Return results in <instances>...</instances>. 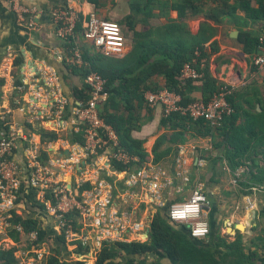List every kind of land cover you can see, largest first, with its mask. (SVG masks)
I'll return each mask as SVG.
<instances>
[{"label": "crops", "instance_id": "crops-1", "mask_svg": "<svg viewBox=\"0 0 264 264\" xmlns=\"http://www.w3.org/2000/svg\"><path fill=\"white\" fill-rule=\"evenodd\" d=\"M22 1L38 9L35 27L19 22L8 1L0 0V109H13L19 127L15 158L23 167V181L29 179L31 158L37 156L67 184L72 177L73 190L88 183L91 188L82 194L90 204L98 202L94 194L99 191L102 206H97L89 223L79 219V232L95 251L97 243L119 229L128 241L142 235L148 240L153 215L167 218L170 204L201 189L209 199L202 219L210 234L198 244L210 248V264H264V70L253 65L257 52L246 53L240 42L241 33L262 34L264 21L251 19L237 0H99V7L89 0H70L83 26L95 11L118 21L126 38V51L119 57L105 56L81 34L74 47L81 49L82 56L87 53L103 60L105 68L117 75L116 88L125 92L113 104L130 110L127 122L120 121L122 111H110L122 131L127 130L126 145L139 154L131 153L136 161L124 165L105 154H87L80 142L84 124L77 116L81 102L76 92L85 80L79 67L89 63L83 58L81 64H72V49L55 33L53 10L66 0ZM250 7L260 6L251 1ZM176 41L186 48L201 45L213 50L209 69L219 83L248 80L232 97L235 118L220 129L188 119L166 121L160 107L151 108L137 98L142 90L166 82L162 75L138 76L148 64L140 62L151 55L154 61L160 55L155 50L170 48ZM19 79L23 85L17 84ZM128 92L130 97L125 98ZM191 97L201 99L198 88ZM43 132L57 134L58 139H43ZM38 198L46 196L39 193ZM46 206L49 217L43 218L44 228L55 237L60 253L72 260L75 253L58 242L62 231L51 203ZM11 209L30 212L29 206L16 201L0 213V247L18 248L19 264H44L50 247H31L36 234L17 245L7 236ZM96 219L102 223H95ZM94 262L91 256L89 263Z\"/></svg>", "mask_w": 264, "mask_h": 264}, {"label": "built area", "instance_id": "built-area-1", "mask_svg": "<svg viewBox=\"0 0 264 264\" xmlns=\"http://www.w3.org/2000/svg\"><path fill=\"white\" fill-rule=\"evenodd\" d=\"M7 1L19 22H26L32 27L37 25L35 16L38 9L36 7L25 5L22 0ZM53 20L57 37L64 40L76 35L81 15L73 8L70 0H66L65 5L53 10ZM83 37L96 49L101 50L105 56L119 57L126 51V38L120 23L114 19L103 18L95 11L90 12L84 22ZM260 43V52L253 59V65L257 71L264 70V33L260 37ZM70 61L74 65L83 62L79 47L72 49ZM205 67L206 59L200 57L199 52H195L193 61L183 65L179 80L182 83L199 80L203 77ZM85 82L89 85L91 97L86 104L80 103L76 110L79 121L86 126L87 154H105L109 160L124 165L136 161V157L121 147L116 131L101 116V108L109 97L106 89L107 79L97 72H92L85 78ZM247 83L248 80L222 82L217 93L209 101L198 100L186 105L182 104V96L174 91L167 89H159L156 92L147 91L145 103L151 108L160 107L165 118L172 114H179L192 120H203L210 127L218 128L227 117L234 113L228 97ZM12 113L11 108L3 106L0 109L2 125L0 128V213L17 201L18 194L23 188V167L15 158V150L21 135L19 127L12 118ZM29 168L31 174L29 179L25 180L26 185L37 188L44 196L52 194L55 205H52L50 200V210L54 213L61 231L65 230L66 236L71 238V241L81 240L87 246L80 230H74L73 221L67 216L75 214L78 221L81 219L86 224L89 223L93 213L98 210L97 206H102L99 202V191L94 194L98 202L90 204L79 190L69 189L67 182L61 180L52 169L44 166L37 156L31 158ZM140 176L146 177V174L141 173ZM208 205V196L199 189L195 190L187 200L170 204L166 215L173 223L187 226L192 238L203 240L210 234L209 224L202 219L204 209ZM95 223L100 225L102 222L96 219ZM133 227L136 228L135 225ZM124 234L126 233L120 232L119 229L117 232H111L103 240L128 241ZM99 246L100 244L97 243V247Z\"/></svg>", "mask_w": 264, "mask_h": 264}, {"label": "trees", "instance_id": "trees-1", "mask_svg": "<svg viewBox=\"0 0 264 264\" xmlns=\"http://www.w3.org/2000/svg\"><path fill=\"white\" fill-rule=\"evenodd\" d=\"M90 3L95 4L96 7L100 6L99 0H89ZM256 2L258 8L254 9L250 7V2ZM240 4V8L244 11L251 19H257L264 21V0H237ZM82 17V16H81ZM264 33V30H263ZM262 33V34H263ZM83 36V25L82 19L79 21L76 29L75 36H69L64 39L66 42V47L68 49H73L76 46V38L78 35ZM262 34H252V33H241L240 42L245 45L244 50L246 53L260 52V37ZM172 45V46H171ZM170 48H162L161 51L155 50V55L160 54L153 61L151 60L152 55L149 60L140 62L144 65L148 63L141 69L138 76H151V75H162L166 82L165 85L155 88H149L148 90H142L138 93L137 98L139 100L145 101V93L147 91L156 92L159 89H167L179 93L182 96V104L186 105L191 102H196L198 99L191 97V93L198 88L201 93V99L204 102L209 101L214 94L217 93L219 89V83L215 79L209 69L210 55L212 52H208L201 45L198 47L186 48L184 44L180 41L173 42ZM199 52L200 57L206 59V67L203 70V77L196 81H188L182 83L179 80V74L184 64L191 63L194 59V53ZM84 60L89 63V66L82 65L79 67L83 78L85 79L89 73L97 72L107 79L106 89L109 94L107 102L101 108V116L104 118L107 124L111 125L116 131L119 143L129 154L136 152L133 151L134 146L130 147L126 145L128 139L127 130L122 131V125L116 124V116L110 109H114L116 112H121L120 121L122 123L127 122L130 117V110L125 106V110L120 107L116 108L113 104L118 100V97L125 92H121L119 88H116L115 81L117 80L114 71H108L103 65V60L100 58H95L89 56L87 53L83 54ZM76 67V66H75ZM122 76H126L125 74ZM18 85H23L22 81L19 79L17 81ZM90 88L84 80V84L80 89L77 90L76 96L79 102L86 104L90 97ZM128 92L124 97H130ZM234 93L228 97L229 102L232 103V97ZM18 96V92L14 93V97ZM146 102V101H145ZM146 104V103H145ZM235 111V108H234ZM236 116V111L229 117H227L222 124L227 120L234 119ZM165 118V117H164ZM172 119H182V120H192L183 117L179 114H172L165 118V120ZM198 121L206 124L203 120H192ZM222 127V126H221ZM220 127V128H221ZM211 129L212 127L209 126ZM217 128V129H220ZM213 129V128H212ZM86 126L83 127L84 139H80L81 144L86 143ZM42 138H48L51 141L58 139V135L54 133L43 132L41 133ZM139 154V153H138ZM116 163V162H114ZM118 164V163H117ZM91 187L88 183L79 187V192L83 193L84 190H89ZM18 196L17 204L24 203L26 206L30 207L29 213L18 214L16 209H11L7 215L8 223L11 225V229L8 231L7 236L11 241L17 245L25 237H31L32 234H36L35 240L30 241L31 247L40 249L44 245H49L50 250L47 257L44 260V264H85L84 260L72 261L67 259L62 253H60L55 242V237L50 236L48 231L44 228L43 218L49 217L46 202L51 200L52 205H55V200L52 198V194H47L45 200L38 198L39 190L34 187H29L26 185V181H23V188ZM72 219L75 231L80 230V224L78 218L75 214L67 216ZM200 240L194 239L190 235V230L185 225L175 224L170 221L169 218H165L162 213H156L150 219V232L148 240H132V241H111L103 240L100 243L99 248L95 253L94 264H210V248H205L200 246ZM58 242L62 245L67 244L66 232L65 230L58 236ZM71 244V243H70ZM75 248L73 253L85 254L88 253L89 247L85 246L81 240H76L72 243ZM71 244V245H72ZM19 249L12 247L9 250H2L0 247V264H19V259L16 256Z\"/></svg>", "mask_w": 264, "mask_h": 264}, {"label": "rangeland", "instance_id": "rangeland-1", "mask_svg": "<svg viewBox=\"0 0 264 264\" xmlns=\"http://www.w3.org/2000/svg\"><path fill=\"white\" fill-rule=\"evenodd\" d=\"M19 194H22L21 193V191L19 192ZM18 194V195H19ZM58 226V225H57ZM61 230V229H60ZM62 232H60L59 234H61ZM66 240H67V244L64 246L66 249H69V250H71L72 252H74V248H75V246L72 244L74 241H71V238H68L67 236H66ZM140 240L141 241H143L144 240V237H143V235L142 236H140ZM72 245H71V244ZM97 251V250H96ZM96 251H95V249L93 250V248L90 250L89 249V253L88 254H86V255H79L78 253H75V255H73V257H71V259L72 260H75L76 261V257H78L80 260H85L86 261V264H90L89 262H90V260H91V256H93V257H95V253H96ZM90 252L92 253H94V254H91L90 255ZM93 259V258H92Z\"/></svg>", "mask_w": 264, "mask_h": 264}, {"label": "water", "instance_id": "water-1", "mask_svg": "<svg viewBox=\"0 0 264 264\" xmlns=\"http://www.w3.org/2000/svg\"><path fill=\"white\" fill-rule=\"evenodd\" d=\"M68 188H69V189H72V188H73L72 177H71L70 180L68 181Z\"/></svg>", "mask_w": 264, "mask_h": 264}]
</instances>
